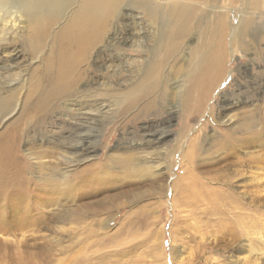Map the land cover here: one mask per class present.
Masks as SVG:
<instances>
[{
	"label": "rangeland",
	"instance_id": "rangeland-1",
	"mask_svg": "<svg viewBox=\"0 0 264 264\" xmlns=\"http://www.w3.org/2000/svg\"><path fill=\"white\" fill-rule=\"evenodd\" d=\"M19 1L0 0V105H7L0 111V153L12 154L9 164L19 154L28 166L18 174L28 181H17L18 185H40L34 190L59 185L66 191L52 204L35 202L33 218L24 227L79 230L63 237L24 232L7 210L9 201L0 200V239L20 248L48 242L57 249L67 246L65 255L53 251L57 258L53 264H264V136L251 147L249 139L235 145L219 132L223 95L253 92L254 83L264 92V2L255 8L253 0L235 5L222 0L220 9L236 19L230 20L220 86L208 98L203 117L197 120L179 112L172 118L167 128L171 138L161 157L142 165L139 159L148 161L144 154L150 149L130 152L129 143L143 138L146 127L169 119L173 97L146 113L125 111L120 100L126 94L129 70L137 62L133 60L141 56L139 50L113 49L112 45L129 37V27L136 26L131 12L141 17L143 25L154 26L153 21L144 10L129 6V0L111 9L97 40L85 52L83 79L73 91L46 100L44 93L52 86L47 77L49 65L60 56L70 10L55 19L49 15L50 22L45 19L37 25L35 16ZM249 19L253 23L244 30ZM197 40H185L183 52L165 70L189 57ZM243 109L229 114L237 117ZM209 115L214 120L206 122ZM183 118L191 125L189 132L182 130ZM82 123L84 128H80ZM80 134L92 137L95 153L88 162L70 167V161L77 159L71 146ZM194 136L198 146L187 177L188 166L180 164L183 159L175 154L177 148L185 152ZM182 139L183 147H177ZM131 153L138 159L129 162ZM254 156L259 157V167L237 165ZM155 161L165 170H159ZM56 167L58 172H54ZM179 178L182 184L200 185L191 189L187 201L174 191ZM220 189L221 199L205 195ZM34 190L31 195L40 191ZM253 195L258 197L255 203ZM63 206L77 208L81 221L54 220L53 213L63 211ZM90 228L96 231L92 236Z\"/></svg>",
	"mask_w": 264,
	"mask_h": 264
},
{
	"label": "bare ground",
	"instance_id": "bare-ground-1",
	"mask_svg": "<svg viewBox=\"0 0 264 264\" xmlns=\"http://www.w3.org/2000/svg\"><path fill=\"white\" fill-rule=\"evenodd\" d=\"M127 1H19V4L30 16H35L33 21L37 25H40L45 19H49L50 22L49 15L52 19H55L60 14L70 10V18L62 34L63 47L60 51V56L49 65L47 77L50 79L52 86L47 93H44L46 100H49L57 93L73 91L75 85L83 79V65L87 60L86 50L91 48L97 40L98 30L107 22L109 11ZM227 1L230 5L246 3L245 0ZM221 2L222 0H129V6L135 8L136 5L139 9L144 10L155 25L150 27L143 25L141 17L131 12L129 15L133 21H136V26L129 27V37H125L122 41L112 45L113 49L118 47L119 49L129 48L131 51L139 50L141 56L140 60H133V62H137L129 70L128 87L126 94L121 97L120 104L124 106L127 112L142 111L146 113L156 103H165L170 97H173L174 103V107L169 111V119L146 127L143 138L129 143L130 152L137 153L141 149H150L144 154L145 160L148 161L139 159V161L142 160V165L145 162H154V160L161 157L162 149L165 148L167 141L171 138L167 128L172 118L180 112L183 117H193V119L197 117V120L200 119L201 116L203 117L202 111L208 98L220 86L224 76L225 51L229 40L230 26H232L230 20L236 19L231 17L228 11L220 9ZM263 2L264 0H253L252 3L255 8H260ZM252 23L253 20L249 19L245 24L244 30L249 29ZM135 35L137 39H135ZM188 39H198L197 41L200 42L190 48L189 57L185 56L181 61L182 63L172 66L169 71H167L168 69L165 70L167 64L175 59V55L180 51L183 52L184 49H181L182 45ZM166 87L167 89H165ZM252 88L253 92L250 91L243 94L244 91H240V94L223 95V105L221 106V112H219V120L222 125L219 132L225 141H230L237 145L243 144L249 139L248 144L253 147L257 144V138L264 136V92L258 83H254ZM171 89L173 93H170ZM250 93L253 94L250 95ZM253 96L255 97V102L253 101ZM180 105L181 108L178 109L177 107ZM242 106L245 109L241 110L237 117L229 114L233 109ZM6 109V104L0 105V111ZM183 119L184 125H182L184 128L182 130L183 132H189L191 125L188 124V120L185 121V118ZM205 120L210 122L214 119L209 115ZM80 126V128H84L86 124L82 123ZM80 135L81 137L71 146V150H74L77 159L70 161V167L78 163L88 162L95 153V146H93L91 141L92 137L88 134ZM180 141L181 144H178L177 147H183L184 140ZM197 141V136H194L190 139L185 152L182 153L179 151L180 148H177V153L175 154V157H182L183 160L179 162L180 164L183 163L188 166L185 171L187 177L191 174L194 164L192 157L196 153ZM6 147L7 145H4V148ZM10 158H12L11 153L6 151L0 153V194L2 195L0 200L9 201L10 206L7 210L12 212V219L17 220L21 223V227L26 228L24 227L26 225L25 222L33 218L32 208L35 202L42 200L52 204L58 194L60 196L65 195L66 191H61L63 189L59 185H43L35 190L34 187L40 185H35L34 187H31V185H18L17 181H28L26 176L18 175L23 173V170H26L28 166L22 162L19 154L16 158L13 157V164H9ZM258 158V156H254L249 160H240L237 165H248L252 168L259 167ZM136 159L138 157L135 153L129 154V162H133ZM155 163H158V161H155ZM157 166L160 168L159 170H165L164 167H160V163ZM54 172H58L57 167ZM256 178L257 176L255 175ZM175 184L177 187H174V191L180 193V197L186 201L189 196H192L190 195L192 193L191 189L200 186L182 184L180 178L176 180ZM33 190L34 192L36 190L40 191L31 195ZM222 192L223 190L220 189L207 192L205 195L211 194L212 198L215 197L218 200L223 198ZM8 195L11 197L6 198ZM252 198L254 203L258 200L257 195H253ZM62 208L63 211L60 210L53 213L54 220L64 224L81 221L82 217L76 211L77 208L64 206ZM87 211L90 210L87 209ZM87 213L92 214V212ZM46 227V230H43L44 227L21 229L24 232L30 231L34 235L43 237H63L70 232L77 233L79 230L75 227L70 230L64 227L54 228L52 225ZM95 232L90 228L89 236H92ZM52 243L34 244L31 247H21V249L0 239V264H53V261L57 259L53 258L55 255L53 251L57 248L55 243ZM57 250L59 254L65 255L69 248L65 246ZM64 257L67 258V256ZM74 258L71 257L70 259L74 260Z\"/></svg>",
	"mask_w": 264,
	"mask_h": 264
}]
</instances>
